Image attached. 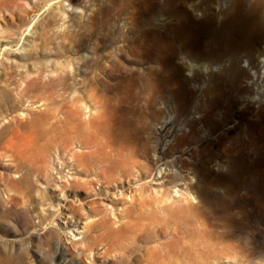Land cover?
I'll return each mask as SVG.
<instances>
[{"label":"rangeland","instance_id":"obj_1","mask_svg":"<svg viewBox=\"0 0 264 264\" xmlns=\"http://www.w3.org/2000/svg\"><path fill=\"white\" fill-rule=\"evenodd\" d=\"M206 1L177 0L176 8L186 11L191 26L197 27L203 13L217 16L231 5ZM166 4L167 0H0V264H119L121 244L138 237L149 222L146 213L155 211L156 219L163 214V192L168 188L171 196L180 194L171 183L175 167L166 163L177 157L196 159L188 151L171 153L169 145L203 115L206 89L191 86L187 111L181 114L166 99L156 106L153 100L150 107L137 100L142 83L128 78L133 70L135 77L143 74L148 85L165 87L167 94L177 90L169 83L166 65L148 61V55L136 57L128 47L141 52L147 31L177 22L165 11ZM190 56L227 64L223 55L191 49ZM139 58L142 62L133 61ZM98 60L114 74L127 76L120 87L114 88L118 80L104 73ZM243 60L240 56L239 62ZM176 62L183 76L190 77L181 60ZM199 73L196 80L202 86L210 80L219 84L226 76ZM36 78L40 84L30 86ZM202 125L198 122L195 129ZM159 139L160 156L154 157L152 145ZM145 143L147 154L139 161L147 167H132L130 159ZM161 167L167 170L160 176ZM244 200L239 193L231 201L237 219L238 203ZM244 208L250 211L248 204ZM98 222L107 224V230ZM93 224L98 228L91 229ZM117 228L120 231L97 238ZM251 238L264 242L257 234ZM148 242L138 240L139 254L157 244ZM218 253L203 243V264H227L225 255L213 256ZM255 262L264 264V256Z\"/></svg>","mask_w":264,"mask_h":264},{"label":"bare ground","instance_id":"obj_2","mask_svg":"<svg viewBox=\"0 0 264 264\" xmlns=\"http://www.w3.org/2000/svg\"><path fill=\"white\" fill-rule=\"evenodd\" d=\"M176 1L167 0L164 8L177 20L176 23H167L163 28L147 31L144 34L146 44H143L145 46L141 52L131 44L128 47L136 52V57L148 55V61L166 65L169 83L176 85L177 90H168L170 94H167L165 87L148 85L144 75L135 77L133 70L130 71V75H133L128 76L131 80H128L134 82L137 78L142 83L137 100L144 101L146 105L154 100L156 106L159 99H166L170 105L176 104L181 114L187 111V98L193 94L191 86L201 91L206 89L208 98L203 105V115L199 121L192 123V129L176 135L169 145L171 153L175 149L188 151L196 162L192 158L177 157L166 163V166L175 167L170 175L171 183L178 186L180 194L171 196V189L168 188L163 192V200L166 202L163 214L156 219L155 211L146 213L149 222L142 225L138 237H131L133 241L129 245L121 244L123 252L119 255V264H203V243L208 249L219 251L213 256L222 258L225 255L227 264H256L255 260L264 256V242L259 243L251 238V235L257 234L264 239V0H219L221 5L218 7L228 2L231 5L217 16L203 13V23L197 27L191 26L192 20L186 11L176 8ZM209 1L205 2L206 5L214 2ZM188 4L194 7L193 3ZM156 6L158 8L159 5ZM149 17L152 18L151 15ZM191 49L202 51L205 55H223L227 64L223 67V63L208 58L194 59L190 56ZM240 56L245 58L242 63L239 62ZM140 59L133 61L142 62ZM176 59L187 67L190 77L183 76L182 66ZM96 64L108 76L118 80L114 88L120 87L127 77L123 73L114 74L107 66H100V60ZM199 72L207 75L224 72L226 76L219 84L210 80L202 86L196 80L202 76ZM38 78L32 79L30 86H38ZM93 80L105 88L110 87L102 78L94 77ZM129 81V85L133 86L134 83ZM94 84L91 83V87ZM2 93L7 94V90ZM118 96L122 99V96ZM198 122L203 124L199 131L195 129ZM200 142L202 144L198 145ZM160 144L159 139L152 145L154 157L160 156ZM194 145L198 146L190 149ZM146 154L145 143L129 163L132 167L142 164L139 156ZM177 162L181 163L178 167ZM142 165L147 167L146 164ZM213 169L228 173H214ZM166 170L167 167H161L159 175H164ZM187 171L191 177L185 174ZM216 186H221L222 190L218 192ZM239 193L243 194L245 200L242 204L238 203L237 219L232 214L231 201ZM225 197L231 200L227 201ZM247 204L250 206L249 212L244 208ZM97 224L101 225L99 222ZM101 226L105 230L108 228L107 224ZM94 228H98V225L93 224L91 229ZM118 229L105 231L97 238L120 231ZM139 239L157 244L150 246L144 255L143 250L139 254Z\"/></svg>","mask_w":264,"mask_h":264}]
</instances>
